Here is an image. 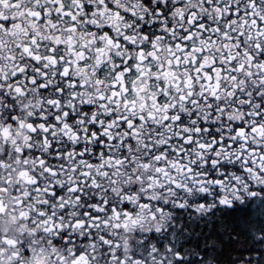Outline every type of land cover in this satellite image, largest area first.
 <instances>
[{
	"label": "clouds",
	"instance_id": "1",
	"mask_svg": "<svg viewBox=\"0 0 264 264\" xmlns=\"http://www.w3.org/2000/svg\"><path fill=\"white\" fill-rule=\"evenodd\" d=\"M262 51L264 0H0V264H264Z\"/></svg>",
	"mask_w": 264,
	"mask_h": 264
},
{
	"label": "snow or ice",
	"instance_id": "2",
	"mask_svg": "<svg viewBox=\"0 0 264 264\" xmlns=\"http://www.w3.org/2000/svg\"><path fill=\"white\" fill-rule=\"evenodd\" d=\"M189 35H191V34H189ZM225 35H227V34H225ZM257 47H261V45L257 44ZM245 51H247V50H245ZM261 55H264V51L261 52ZM249 57H250V59H252V60L255 59V57H254L251 53H249ZM243 67H244V65H241V68H243ZM258 114H259V113H257V115H258ZM129 123H131V121H129ZM238 130H239L240 132H244V131H245V129H244L243 127L239 128ZM21 215H23V213H22ZM5 240H6L7 243H10V244L16 243L14 240H8L7 237H5ZM79 255H83V253H80ZM77 258H78V257H77ZM73 264H76V261H75V260L73 261Z\"/></svg>",
	"mask_w": 264,
	"mask_h": 264
}]
</instances>
